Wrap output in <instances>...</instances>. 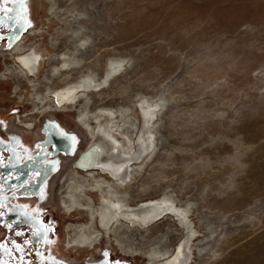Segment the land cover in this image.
Listing matches in <instances>:
<instances>
[{"label":"rangeland","instance_id":"obj_1","mask_svg":"<svg viewBox=\"0 0 264 264\" xmlns=\"http://www.w3.org/2000/svg\"><path fill=\"white\" fill-rule=\"evenodd\" d=\"M27 2L32 31L25 41L48 63L45 59L33 82L16 80L19 74L10 72V94L0 98V113L5 111L9 127L24 131L30 143L35 134L41 135L40 124L49 115L75 132L85 147L91 136L76 121L83 96L76 94L75 107L39 115L36 103L42 107L52 101L38 102L32 94L45 90L49 81L74 80L87 73L85 67L74 66L65 70L66 75L51 74L49 66L59 65L61 52L82 58L80 65L96 70L99 81L107 58L121 60L118 73L91 90L88 104L95 112L90 118L94 128L95 116L102 124L110 113L134 104L136 130L131 135L113 132L119 141L129 138L133 145L143 130L138 102L158 105L149 125L152 149L149 146L142 159L131 163L133 172L125 184L134 188L130 205L164 195L181 208L191 201L188 218L195 234L187 245L185 264H264V0ZM68 29L77 30L88 43L75 51ZM225 167L230 175L220 180L217 176ZM70 168L67 163L61 178ZM198 182L204 187L199 189ZM54 192L49 206L56 214L59 250L68 264L94 261L104 252L121 264H147L149 244H160L159 234L167 227L173 230L172 223L177 230L161 244L176 247L183 240L182 227L164 220L143 233L144 238L133 235L137 252L132 256L123 254L121 243L110 233L107 238L98 235L91 247L67 249L66 225L81 226L86 215L79 210L65 214L57 189ZM92 197L97 202V195Z\"/></svg>","mask_w":264,"mask_h":264},{"label":"bare ground","instance_id":"obj_2","mask_svg":"<svg viewBox=\"0 0 264 264\" xmlns=\"http://www.w3.org/2000/svg\"><path fill=\"white\" fill-rule=\"evenodd\" d=\"M68 30L70 32L68 37L71 39V43H75V51L76 48H81L88 43L85 38L79 36L77 30ZM60 54V59L58 61L59 65H56L57 63L55 65L50 63L51 66H49L50 72L54 76L60 77L61 75H66L68 73L65 70L70 67L73 68L74 66H80V68L85 67L88 71L74 80H61L59 78L54 84H52L51 81H49L48 84L46 83L47 87H45V90H42V92L37 90L33 97H35L38 102L50 100L52 104L46 102L42 104V107H39V104L37 105L36 103V106L42 108L45 112L52 109L65 110L70 105L71 107L74 106L77 93L83 96L82 103H84L79 107L80 109L76 114V121L88 130V134L92 137V142L89 147L94 148L89 149L90 151L85 155L82 151L80 160H83L77 163H79L80 167L83 166V168L80 169L82 171H101L99 175L89 172V174L84 177L75 170H69L61 179L59 197L64 212L70 214L72 210L82 211L80 209H86L84 211L86 215L85 223L79 224L81 226L73 222L66 225L65 231L67 236L65 238V246L67 248L75 245H87L90 247L98 235L104 233L108 237L110 233L114 239L121 243L120 247L123 254L132 256L137 252L134 244V234H138L141 238H144L143 233L147 234L150 227L156 223H161L164 220L171 221V223L176 221L177 224L182 227L184 233L183 240L180 241L176 248L167 245V243H164L165 245L161 244L164 237V240H167V235L177 230L175 228V223H172L174 227L173 230H169V227H167L163 235L159 234L158 242L160 244L157 242V244L154 245L149 244L151 248L146 254L148 259L147 264H185L189 258L187 245L195 234V230L190 228L188 218L191 201L187 200L184 208H181L176 206L167 195H164L158 198L142 200L138 204L130 205L129 199L135 196L132 194L134 188L131 186L125 187V184H127L126 182H128L127 178H129V174L127 173L128 167L130 166L129 164H131L135 158L143 155L151 144L149 125L152 119V112L158 105L152 106L144 99L138 102L140 116L143 122V130H141L135 141V150L131 139L123 138V141H125L124 143L123 141H119L113 134V132L118 133L125 130L131 135L133 131L136 130L138 119L137 116L134 115V104L131 103L130 105L124 106L119 111L110 113L111 120L105 119L102 124L99 121V116H95L97 122L95 125H97V129L94 128L95 126L90 120L91 116L95 114L88 104L89 95L92 93L91 90H98L107 78L111 77V75L113 76L121 67L122 61L107 58L106 71L102 76L103 79L99 81L96 78V70L92 69L90 66L80 65L82 58L78 59L77 56H72L69 52H61ZM30 55L34 60L35 68V65H38L39 60L42 59V54L32 49ZM31 57H27L26 61L32 60ZM56 58L59 57L57 56ZM18 61L22 65L25 63L22 58H19ZM80 68H76L78 73L83 71L80 70ZM33 71H35V69ZM42 94L46 96H42ZM108 112L111 111H105L107 115H109ZM115 113H118V119ZM23 126L30 127L31 124L25 123ZM126 143L129 145L127 146ZM94 164L99 166L101 170L93 169L92 165ZM175 169L176 167L173 166L168 170V173H173ZM226 171H228V169L225 167L224 171L218 176L215 174H213V176L215 178L218 177L220 180L223 178L226 179L230 175H228ZM104 172H108L111 175V177L108 176L110 179L107 178V180L105 178ZM200 182L197 183L199 189L200 187H204ZM167 189L172 190V187H168ZM90 194H97L98 201L96 203H94ZM95 214L97 215L100 230L94 225ZM101 230H103V232Z\"/></svg>","mask_w":264,"mask_h":264},{"label":"flooded vegetation","instance_id":"obj_3","mask_svg":"<svg viewBox=\"0 0 264 264\" xmlns=\"http://www.w3.org/2000/svg\"><path fill=\"white\" fill-rule=\"evenodd\" d=\"M26 5V13L19 0L17 3L9 5L13 9L11 13L5 16L0 12V98L4 93L10 94L11 85L14 82L11 71L14 72V75L19 74L16 80L21 79L24 83L33 82L34 75L38 76L42 71L45 59L48 63V58L42 56L39 64L34 68V60L30 55L33 48L31 42L25 41L27 35L32 31L31 14L30 26L28 21L27 0ZM37 52L41 54L40 51ZM29 56L32 60L26 61ZM19 58L25 61V66L18 61ZM34 69L35 71H33ZM31 71L33 72L30 73ZM14 95L16 96V94ZM37 110H39L36 111L39 115L44 113L42 108L38 107ZM107 119L111 120L109 117ZM17 122L23 123L19 120ZM31 127L32 125L27 128ZM39 128L41 135L35 134L33 141L28 143L24 131L17 127L16 129L9 127L5 111L1 110L0 264H68L59 250L56 214L53 213L55 211H51L49 203L52 201V195L56 189L59 197L60 184L58 187V181L63 178H61L64 172L62 170L67 163L73 167L69 170H75L84 177L89 172L95 173V171L89 170L83 174L81 168L73 166L74 161L79 158L84 149L75 132L59 126L49 115L42 119ZM67 172L65 171V174ZM104 174L106 179L109 178L105 172ZM92 195L97 194H90L94 201ZM58 197L60 204V197ZM94 203L96 202L94 201ZM80 210L85 211L86 209ZM94 221V225L100 230L96 214ZM105 237L107 238L106 235ZM65 238L64 247L67 248ZM59 253L61 256L58 258ZM105 253L98 259L83 264H104L105 260L107 264H121L120 261L111 259L108 252L107 256L104 255Z\"/></svg>","mask_w":264,"mask_h":264},{"label":"water","instance_id":"obj_4","mask_svg":"<svg viewBox=\"0 0 264 264\" xmlns=\"http://www.w3.org/2000/svg\"><path fill=\"white\" fill-rule=\"evenodd\" d=\"M139 136V135H138ZM136 139L137 138H135V140H134V148H135V150H136ZM91 142H92V137L89 139V141L87 142V144H86V146L84 147V149H83V153H84V155L88 152V151H90L89 149H91V148H94V147H89L90 145H91ZM88 149V150H87ZM87 150V151H86ZM135 152V151H134ZM146 154V152H144V154L143 155H141L140 157H138V158H135L134 160H133V162H135V161H137V160H139V159H142V157L144 156ZM84 155H83V157H84ZM81 159V154L79 155V158L76 160V161H74V163H73V166L74 167H77V168H83V166H81L80 167V165H79V163H77L78 161H82V160H80ZM133 162H131V163H133ZM130 165V166H129ZM128 166V171H127V173L129 174V178H127V180L129 181L130 180V177H131V174H132V170H131V164H129ZM92 167H93V169L95 168V169H97V170H101L100 169V167L99 166H97V165H92ZM101 172V171H100ZM109 177H111V175L108 173V172H105ZM127 183V182H126ZM178 246V245H177ZM176 246V247H177ZM175 247V248H176Z\"/></svg>","mask_w":264,"mask_h":264},{"label":"snow or ice","instance_id":"obj_5","mask_svg":"<svg viewBox=\"0 0 264 264\" xmlns=\"http://www.w3.org/2000/svg\"><path fill=\"white\" fill-rule=\"evenodd\" d=\"M18 0H0V12L4 13L5 16L8 13L12 12V8L9 6L10 4L17 3ZM21 7L24 9L25 13L27 12V5H26V0H19ZM30 26V23H29ZM107 256V253L104 254ZM104 264H107V261L105 260Z\"/></svg>","mask_w":264,"mask_h":264}]
</instances>
